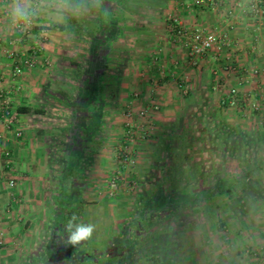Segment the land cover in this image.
<instances>
[{"label": "crops", "instance_id": "0c3cea01", "mask_svg": "<svg viewBox=\"0 0 264 264\" xmlns=\"http://www.w3.org/2000/svg\"><path fill=\"white\" fill-rule=\"evenodd\" d=\"M250 1L222 0L218 14L207 7L192 6L185 0H149L146 7H140L141 0H98V7L97 0L84 1L85 14L95 15L88 19L91 22L98 24L100 16L105 15L116 20L119 33L110 46L120 44L128 31L132 49L128 56L113 51L107 55L120 72H105L100 78V87L104 98L110 84L105 85V80L112 74L109 79L115 86L118 104L114 107L105 100L102 106L95 104L88 108L82 120L85 125L90 124L92 119L88 115L94 108L100 110L101 116L94 132L80 131V139H77L71 135L77 112L67 102L70 101L69 90L73 98L76 97L75 87L79 78H83V64L89 54L88 48L86 54L77 49L78 53H72L66 48L76 41L90 42L89 39L53 28L64 21L47 16L35 20L27 34L17 32L9 16H4L8 15L11 0H0V264L75 262L73 258L78 253L61 247L62 239L68 238L69 221L73 229L78 223L85 225L90 207L101 206V199L108 196V175L115 161L110 143L122 136L121 124L126 122L124 104L131 101L134 93L139 94L135 111L143 105L160 106V111L152 118L156 136L160 132L166 134L170 122L201 109L203 104L206 108L210 105L226 107L222 102L226 92L236 88L239 100L235 107H229V115L233 116L230 120L239 127L247 126L238 116L240 110H245L253 99L260 101L262 119L258 125L261 131L259 135L250 134L248 140L260 145L264 153V99L258 100V96H264V22L259 32H254L256 22L233 8L235 3L244 7ZM229 10L232 16L225 22ZM129 17L132 20L127 19ZM170 17L177 18L187 30L220 31L230 40V49L211 52L196 64H190L181 39L175 36ZM32 49L38 51L42 64L25 68L21 75L15 76L13 66ZM230 56L236 68H259L260 75L252 82H246L241 74L227 75L223 68ZM79 57L83 64L79 65L82 62ZM123 57L126 60L118 67L117 61ZM62 66L72 68L71 75H64ZM218 83L223 84L221 89ZM182 85L188 89L185 97L180 93ZM3 112L17 114L13 128L3 123ZM112 122L117 124L115 139L105 134L106 126ZM139 144L134 148L138 149ZM66 158L74 160L68 164ZM262 158L261 170L264 155ZM250 217L249 220L245 217V223H253L249 230L251 237L249 241L243 239L250 246L258 244L264 251V215Z\"/></svg>", "mask_w": 264, "mask_h": 264}, {"label": "rangeland", "instance_id": "374dc122", "mask_svg": "<svg viewBox=\"0 0 264 264\" xmlns=\"http://www.w3.org/2000/svg\"><path fill=\"white\" fill-rule=\"evenodd\" d=\"M84 1L74 0L86 5ZM140 5L148 6V0H142ZM74 17L88 23L95 15L83 13ZM84 25L85 29L92 27ZM126 32L120 44L109 46L111 51L128 56L132 42ZM88 45L86 40L76 41L75 47L69 45L66 49L86 54ZM77 59L82 61L80 57ZM124 60L123 57L117 61L118 67ZM115 66L114 60H109L105 72H120ZM68 67L61 68L66 76L72 71ZM111 76L107 75L105 80V85L110 84L105 87L103 100L116 107L118 98ZM69 92L71 102L67 104L72 105L75 98L72 90ZM251 102L258 104V110L247 106L238 115L247 126H237L230 120L233 116L229 115V107L223 106L206 108L203 104L201 109L177 117L178 120L168 124L166 134L153 133L146 141L138 142L140 147L134 148L133 162L123 168L116 160L121 141V136L115 139L117 124L107 125L105 134L115 139L109 147L115 161L108 178L111 184L113 174L122 171L121 178L118 185H107L108 196L101 199V206L93 204L88 210L84 223L94 227L89 239L73 245L69 243L70 232L66 231L68 238L62 239L61 247L78 253L73 258L75 262L69 264H81L80 260L85 264H106L107 253L114 255L126 238L135 244L129 264H151V257L161 258L164 264H264L260 246H250L243 239L249 241V230L253 227V223H245V217L249 220L250 215H264V169L259 167L264 153L260 145L243 139L261 131L260 101ZM235 181L241 184L239 189ZM189 195L196 198L177 211L169 212V207H162L163 198L178 196L177 200L185 201L183 198ZM247 248L249 253L245 251Z\"/></svg>", "mask_w": 264, "mask_h": 264}, {"label": "built area", "instance_id": "2783aa9c", "mask_svg": "<svg viewBox=\"0 0 264 264\" xmlns=\"http://www.w3.org/2000/svg\"><path fill=\"white\" fill-rule=\"evenodd\" d=\"M189 4L195 7H207L213 13L218 14L220 12V7L222 5V0H185ZM233 8L243 11L247 14L250 20L256 22L254 26V32H259L261 26L264 22V0H251L246 6H242L239 3H235ZM4 16H8L6 13ZM232 16V10L226 12V17L224 21L227 22V19ZM171 24L175 28V36L181 39V45L186 52V58L190 64H196L199 59H204L213 52L214 54L219 52L222 49H230L231 42L228 37L221 33L220 31H207L205 29L196 28L193 30H187L181 27L177 18L169 19ZM13 26V25H12ZM34 27L28 28L16 27L13 26V29L17 32L27 34ZM213 54V57L215 55ZM13 56V55H10ZM228 64L223 68V71L227 74H241L244 75L246 82L255 81V79L260 75L261 70L259 68L247 69H238L234 66L233 57L227 58ZM42 64L38 51L32 49L30 54L23 56L20 60L13 66L12 73L15 76H19L23 73L25 68L37 67ZM223 84L218 83V88H222ZM180 93L182 96H186L188 93L187 87L184 85L180 86ZM264 99V96H258V100ZM239 100L238 90L236 88H230L223 99V104L226 107H232L237 104ZM139 101V94L134 93L131 101L125 106L124 117L126 122L123 124V133L121 136V141L119 149L116 152V160L120 164L121 168L125 167L128 163H132L134 158L133 151L134 147L138 142L146 141L149 136L154 133V125L152 123V118L154 114H157L160 111V106L152 104L150 106L143 105L140 106L136 111L135 105ZM252 109L258 110L257 103L248 104ZM3 123L7 128L11 129L15 126L17 122V114L12 112H3L1 114ZM121 172L117 171L113 174L111 180V185L119 184L118 181L121 178ZM10 185H13V182H10ZM249 253V249L245 250Z\"/></svg>", "mask_w": 264, "mask_h": 264}, {"label": "trees", "instance_id": "16d2710c", "mask_svg": "<svg viewBox=\"0 0 264 264\" xmlns=\"http://www.w3.org/2000/svg\"><path fill=\"white\" fill-rule=\"evenodd\" d=\"M99 20L100 22L97 24L91 21H88L87 23L86 21L78 20L75 17H68L62 24H56L53 26V28L61 32L88 38L90 41L88 45L89 57L84 60L85 69L83 70L84 72H82L83 78H79V82L77 83V87L75 88V90H77V94L75 99L73 100V104L68 105L73 111L77 112L75 116L77 120H74V123L71 126V135L72 137H76L77 139L79 138L78 134L80 131H83L84 133H92L94 132V130H96V122H98V119L101 116V113L99 112L100 110L97 111L94 108L92 112H89L91 115H88V117L92 119L90 122L91 125H85L82 120L85 119L88 108L94 106L95 104L96 106H102V103L104 102L102 88L100 87V78L105 75V71H107V65L109 64L107 55L110 54L111 51L109 47L110 43L117 38V35L119 33V28L117 27L116 20L108 16H100ZM84 24H89L92 27L90 29H85ZM222 125L223 124L220 123V129H222ZM225 133L226 131L222 133L223 136H225ZM228 134H230V132H228ZM227 136L228 138H230L231 135ZM238 138L240 140L242 139L240 137ZM248 139L249 137L245 138L244 140L248 143H251V141ZM66 160L68 161V164H71V161L74 159L66 158ZM234 184L239 189L238 186L241 184L238 181H235ZM177 198L178 196L171 198L166 197L165 199L163 198L162 207L165 209L169 207V212H174L178 210V207L180 208L183 207V205H190V203L192 202L191 200L195 199L196 196L189 195L186 198H183L185 199V201L183 199V201H179L177 200ZM202 199H205V197H203ZM164 201H166L167 203H164ZM127 244L130 246V250H128L130 262L131 253H134L135 250V244L133 242H129ZM149 261L151 264H164L163 260L159 257H151Z\"/></svg>", "mask_w": 264, "mask_h": 264}, {"label": "clouds", "instance_id": "9594fccd", "mask_svg": "<svg viewBox=\"0 0 264 264\" xmlns=\"http://www.w3.org/2000/svg\"><path fill=\"white\" fill-rule=\"evenodd\" d=\"M97 7L99 2L97 0ZM87 6L75 3L74 0H11L8 7V16L13 26L28 28L41 16H47L57 21H64L69 16H77L85 13ZM69 243L75 245L91 237L93 225L79 224L73 230L69 221Z\"/></svg>", "mask_w": 264, "mask_h": 264}, {"label": "flooded vegetation", "instance_id": "af4514ba", "mask_svg": "<svg viewBox=\"0 0 264 264\" xmlns=\"http://www.w3.org/2000/svg\"><path fill=\"white\" fill-rule=\"evenodd\" d=\"M128 241L131 242V240L124 239L122 244L119 243L120 247L118 248L117 252L112 256H110V255L107 256L106 264H128L129 263V252H128V250H130V246L127 244Z\"/></svg>", "mask_w": 264, "mask_h": 264}]
</instances>
